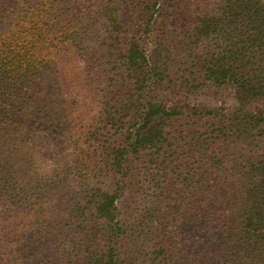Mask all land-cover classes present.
<instances>
[{
  "label": "rangeland",
  "instance_id": "rangeland-1",
  "mask_svg": "<svg viewBox=\"0 0 264 264\" xmlns=\"http://www.w3.org/2000/svg\"><path fill=\"white\" fill-rule=\"evenodd\" d=\"M174 1L149 31L139 14L120 20L123 50L137 43L156 57L155 43L163 46L161 85L157 97L151 96L170 116L150 118L153 129L135 149L122 150L139 110L137 73L129 75L119 57L108 56V35L76 44L70 58L63 46L51 56L56 87L45 86L42 116L56 107L64 124L31 129L22 141L21 135H10L4 155L12 159H0L12 162V174L19 175L8 189L12 264H94L110 250L117 264H213L218 255L230 257L229 264L264 259V250L248 248L262 243L264 232L242 234L248 214L258 212L264 219V84L258 95L245 99L234 84L205 80L204 60H218L226 71L236 65L233 20H218L207 41L193 49L194 20L185 14L190 3ZM220 3L205 1L202 16L218 11ZM182 44L187 47L175 52ZM83 47L100 52L93 67L81 66L76 53ZM115 163L120 170L110 166ZM96 189L117 195L113 222L87 208L81 215L80 193ZM16 193H25V200L19 202ZM34 193L58 198L33 206ZM48 221L53 230L42 232ZM224 244L231 247L208 255Z\"/></svg>",
  "mask_w": 264,
  "mask_h": 264
},
{
  "label": "trees",
  "instance_id": "trees-1",
  "mask_svg": "<svg viewBox=\"0 0 264 264\" xmlns=\"http://www.w3.org/2000/svg\"><path fill=\"white\" fill-rule=\"evenodd\" d=\"M172 1L174 0H0V155L2 156L0 159H12L8 154L4 155L5 144L10 139V135H21L20 141H22L23 135L31 129L37 130L44 124L52 128L64 124L54 113L56 107L48 110V117L42 116L45 86L47 90L55 86V65L51 56L63 46L70 58L73 55L71 49L76 44L81 46L83 42L100 41L101 35L104 34L108 35L107 40L110 42L108 56L119 57L118 60H122L119 66L129 75L137 73L139 99L135 104L139 110L131 119L133 125L126 130L127 136L122 150L127 152V149H135L139 143L146 142L145 136L153 129L149 127L150 118L170 116L167 110L151 96L157 97L161 85L158 79L160 71L158 56L162 51L159 48L163 46L162 43H155L156 48L160 46L158 50L156 49L158 52L156 57L154 54L149 56L144 53L137 43H131L123 50L119 47L118 35L125 27L120 20L129 14H139L147 21L146 28L149 31L153 25L151 22L164 17L169 8L167 4ZM186 1L187 4L190 3V7L186 6L185 14H192L191 19L194 20L191 22L190 48L196 49L197 45L204 44L215 31L218 20L228 18L234 23L237 40L234 53L235 67L226 71L218 60L213 62L211 59L204 60L200 71L205 80L217 86L234 84L238 93L245 99L258 95L264 84V0H221L218 11L214 10L203 16L200 11L201 5L209 0ZM173 3H178V0ZM185 47L187 45L182 44L175 52ZM83 48L76 53L81 66L93 67L97 58L101 59L100 52L94 51L91 47ZM44 79L52 80L45 85ZM62 119L66 122L69 117L66 115ZM12 164L10 161L0 162V264H12L9 249L11 233L6 226L10 218L8 189L13 180L19 179V175L12 174ZM110 166L113 169L120 168L116 163ZM79 180L84 181L82 177H79ZM39 184L40 182L37 186ZM98 193L97 189L89 190L85 195L80 193L77 206L81 215L88 209L99 218L113 222L117 195ZM16 196L19 202H23L26 198L25 193H16ZM30 197L34 198L33 206L41 207L39 200L44 199L46 202L50 199L57 200L58 194L47 196V194L34 193ZM256 211L261 212L260 207H256ZM247 220L242 232L244 237L248 238V233L259 229L262 231L260 234L264 232V219L260 213L248 214ZM258 220L260 223L257 225H260V228H256ZM34 226L40 229L37 221L34 222ZM52 230L51 221L41 228L45 233H50ZM228 233L229 231H225L223 236ZM252 246L264 250V241L248 243V248ZM225 247L228 249L231 246L224 244L219 249L210 251L208 255H218ZM238 250L240 248L236 251ZM20 252L21 250H18V253ZM224 258L218 255L213 259V264H229L233 261L230 257L223 261ZM115 259L113 251L110 250L105 260L94 264H117ZM250 261L251 264H264V259ZM206 264L209 263L206 261Z\"/></svg>",
  "mask_w": 264,
  "mask_h": 264
}]
</instances>
